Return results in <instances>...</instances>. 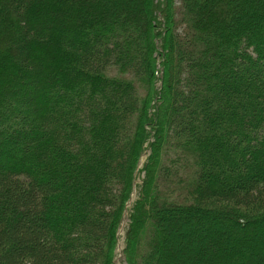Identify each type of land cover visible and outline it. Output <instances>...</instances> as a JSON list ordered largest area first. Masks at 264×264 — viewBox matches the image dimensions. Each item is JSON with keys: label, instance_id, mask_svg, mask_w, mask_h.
<instances>
[{"label": "trees", "instance_id": "trees-1", "mask_svg": "<svg viewBox=\"0 0 264 264\" xmlns=\"http://www.w3.org/2000/svg\"><path fill=\"white\" fill-rule=\"evenodd\" d=\"M123 220L124 264H264V0H0V264Z\"/></svg>", "mask_w": 264, "mask_h": 264}, {"label": "rangeland", "instance_id": "rangeland-1", "mask_svg": "<svg viewBox=\"0 0 264 264\" xmlns=\"http://www.w3.org/2000/svg\"><path fill=\"white\" fill-rule=\"evenodd\" d=\"M108 74L111 76H121L120 74H117L116 71L109 69ZM148 154H145L141 157L140 159V163H139V168L144 164L146 158H147ZM142 175H139L138 178H136V181L134 183V187L136 186V184L140 183V179H141ZM135 191V190H134ZM131 198V202L135 199V195L132 194ZM130 200V199H129ZM129 202V201H128ZM223 207V209H233V207H231L230 205L227 204H222L221 205ZM236 210V209H235ZM240 212H243V209L239 210ZM210 227H214V228H223L222 223L217 222V221H211L209 223ZM122 226V229L120 230ZM121 226L119 227L117 234H116V248H115V259L113 264H124L122 262V249H123V241H124V228L126 226V220H123L121 223Z\"/></svg>", "mask_w": 264, "mask_h": 264}, {"label": "water", "instance_id": "water-1", "mask_svg": "<svg viewBox=\"0 0 264 264\" xmlns=\"http://www.w3.org/2000/svg\"><path fill=\"white\" fill-rule=\"evenodd\" d=\"M130 202H131V198H130L129 202L127 203V205H128ZM121 229H122V226H121L120 230H121Z\"/></svg>", "mask_w": 264, "mask_h": 264}]
</instances>
